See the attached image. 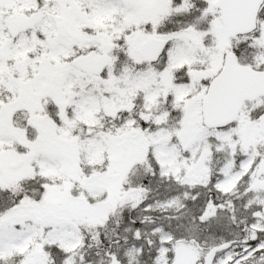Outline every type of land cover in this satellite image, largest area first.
<instances>
[{
  "label": "snow or ice",
  "instance_id": "1",
  "mask_svg": "<svg viewBox=\"0 0 264 264\" xmlns=\"http://www.w3.org/2000/svg\"><path fill=\"white\" fill-rule=\"evenodd\" d=\"M0 264H264V0H0Z\"/></svg>",
  "mask_w": 264,
  "mask_h": 264
}]
</instances>
